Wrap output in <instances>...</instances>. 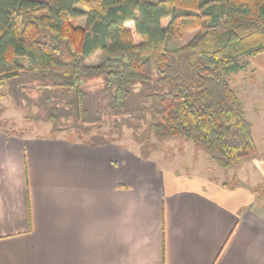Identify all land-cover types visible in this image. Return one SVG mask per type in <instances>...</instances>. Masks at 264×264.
Here are the masks:
<instances>
[{"label": "trees", "instance_id": "obj_1", "mask_svg": "<svg viewBox=\"0 0 264 264\" xmlns=\"http://www.w3.org/2000/svg\"><path fill=\"white\" fill-rule=\"evenodd\" d=\"M94 53L99 62L87 64ZM258 54L264 0H0V95L25 79L19 87L37 93L31 99L55 132L69 119V129L87 130L102 115L131 126L127 115L145 122V137L191 141L220 168L257 154L229 78ZM93 78L102 82L95 92ZM7 125L0 119V131Z\"/></svg>", "mask_w": 264, "mask_h": 264}, {"label": "crops", "instance_id": "obj_2", "mask_svg": "<svg viewBox=\"0 0 264 264\" xmlns=\"http://www.w3.org/2000/svg\"><path fill=\"white\" fill-rule=\"evenodd\" d=\"M248 68L264 83V54ZM187 148L175 171L115 140L0 131V264H264V153L220 168Z\"/></svg>", "mask_w": 264, "mask_h": 264}, {"label": "rangeland", "instance_id": "obj_3", "mask_svg": "<svg viewBox=\"0 0 264 264\" xmlns=\"http://www.w3.org/2000/svg\"><path fill=\"white\" fill-rule=\"evenodd\" d=\"M76 22L79 25H83L84 18H77ZM167 22L168 19H163L161 21V25L166 26ZM193 34L194 31L190 32L186 38L181 40L169 38L168 45L174 46L184 44ZM99 60L98 53H94L91 56L85 58V62L87 64L98 63ZM20 62L24 65L28 64L27 59L24 58H22ZM240 62L244 63L245 59L241 58ZM245 68L246 69L232 74L229 80L231 87H233L238 97L243 101V106H245V109L247 107V109L251 111L250 114L246 113V118L252 123L253 126L252 138L257 147V154L255 157L258 158L260 153H264V90H261L262 87L264 88V83H259L257 77L253 75V71L250 68L247 69V66ZM248 78L253 79L250 82L254 84V89H252V84L250 85L247 82L243 83V80L246 81ZM19 83L25 84L26 80H9L1 89L0 119H5L8 122L7 126L9 133L15 135H22L24 132H31L35 134L40 133L44 135L55 134L54 127H56L58 123L54 124L51 121L42 119L43 116H45V113L40 111L32 101V99L36 98L37 93L34 90L23 91V89L19 87ZM86 83L89 86L88 88L93 92L102 87L100 78L88 79ZM254 90H256V92H254ZM101 98V104H105L106 99L103 97ZM123 117L128 119V121L131 123V126H128L127 124L119 126L117 123L113 122L111 117L102 115V120L97 123H84V126L87 128V130H85L84 127H73V129H69L68 127L72 122L71 119H69L68 122H62L59 127L66 129L65 131L68 135L73 134L74 136H80L89 140L90 142L98 141L101 137L105 141L115 140L117 143L121 144L122 147L124 146V148H127L129 151H134L145 156H153L152 158L154 161L157 160L159 165L163 167L165 164H167L170 169H174L175 171H179L180 169L190 171L188 165H184L182 163L187 162L186 158L178 157L179 154L180 156L182 154V151H180L179 148H187L190 145L191 147L194 146L197 149L201 147L183 138H170L160 141L149 135L147 138V136H144L147 135L145 133V122L131 119V117H127V115L122 116V118ZM120 118L121 117L119 116L117 120L120 121ZM51 125H53V130L50 129ZM134 133L143 141V143H139L134 139ZM90 135L94 137L90 138ZM185 142L189 144L187 147L184 145ZM148 143L153 144L151 145ZM173 157H175L176 160H172ZM243 160V162H246L245 159ZM234 170H236V167H233V171ZM211 174L213 175V173ZM214 175L217 174L214 173ZM250 185L252 190L255 189L257 191L258 199L264 202L263 182L255 181V184H253V179L251 177Z\"/></svg>", "mask_w": 264, "mask_h": 264}]
</instances>
